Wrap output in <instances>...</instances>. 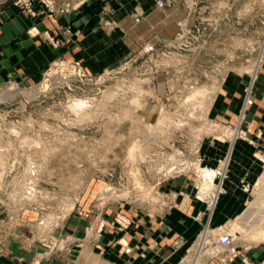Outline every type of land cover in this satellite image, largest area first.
Masks as SVG:
<instances>
[{"label": "rangeland", "instance_id": "374dc122", "mask_svg": "<svg viewBox=\"0 0 264 264\" xmlns=\"http://www.w3.org/2000/svg\"><path fill=\"white\" fill-rule=\"evenodd\" d=\"M24 1L0 0V26L10 6L29 17L37 15L35 6L42 10L39 0H26L28 6ZM184 1L191 20L174 38L159 39L151 56L134 53L103 69L109 73L99 84L77 81L68 75L71 62L58 59L37 75L22 76L13 71L21 60L10 61L0 43V253L20 259L18 248H34L29 264H41L74 247H94L104 230L131 229L137 214L159 218L173 212L191 226L202 211L204 228L185 260L209 228L214 243L206 249L216 252L201 264L213 257L220 264L237 258L264 264L258 253L246 256L264 243L253 239L264 226L256 193L264 146L252 152L259 174L242 211L221 225L208 227L205 220L209 214L210 221L228 141L236 129L239 139H250V125L240 118L245 107L257 106L251 91L254 69L261 63L258 74L264 70V0ZM157 74L163 85L155 90ZM225 80L243 84L233 123L209 114ZM217 153L218 166L203 162V155ZM208 172L215 174L212 183ZM75 217L87 223H70ZM236 221L246 227L234 239V251L220 249L217 238Z\"/></svg>", "mask_w": 264, "mask_h": 264}, {"label": "crops", "instance_id": "0c3cea01", "mask_svg": "<svg viewBox=\"0 0 264 264\" xmlns=\"http://www.w3.org/2000/svg\"><path fill=\"white\" fill-rule=\"evenodd\" d=\"M55 1L60 7L65 0ZM11 8H7L3 16L0 43L7 47L10 61L21 60L13 71L22 76L37 75L43 66L54 59L79 61L86 73L97 74L138 53L146 42L171 40L183 24L190 22L192 16L184 0H175L173 4L162 7L156 5V0H89L72 11L56 9L48 14L35 6V17ZM31 27H35L33 35L27 32ZM45 32L59 43L51 44ZM259 75L261 79L251 91L256 96L257 106L244 114L245 122L250 125L247 136L255 143L239 138L235 140L212 217L209 223V214L205 219L208 227L211 224L221 225L236 217L249 199V187L258 177L259 170H253L255 164L251 156L255 145L264 146V70ZM160 76H155V90L163 85ZM242 89L240 80L228 83L225 80L212 100L209 114L214 113L224 123L235 122L240 113ZM255 91H258L257 95ZM257 130L261 131L262 136L257 137ZM230 143L231 139L224 158L229 152ZM220 157V153L212 154L211 158L205 154L203 162L215 167ZM197 202L204 203L201 199ZM175 215L178 214L169 212L159 218L147 214L134 215L135 226L131 229L104 230L94 247H74L61 257L53 256V260L41 264H180L204 225L202 211L194 219L191 218V226ZM70 223L83 226L87 219L75 217ZM74 230L73 226H68L69 232ZM259 247V250L253 249L246 256L250 258L258 253L260 258H264V243ZM12 250L16 249L12 247ZM34 250L18 248L16 252L20 259L4 250L0 253V264H29ZM205 264L220 263L213 257ZM221 264L244 263L237 258Z\"/></svg>", "mask_w": 264, "mask_h": 264}, {"label": "bare ground", "instance_id": "6f19581e", "mask_svg": "<svg viewBox=\"0 0 264 264\" xmlns=\"http://www.w3.org/2000/svg\"><path fill=\"white\" fill-rule=\"evenodd\" d=\"M260 66H261V63L258 64L257 67L254 69L253 85H252L253 87L256 85L257 81H259L261 79V76H259V74H258V70H259ZM245 110H246V107L244 108V110L242 112L240 120H242V117H244ZM238 135H239V132H238V129H236L235 132H234L233 140L231 141L232 143H231L230 152H229V154L227 155L226 159L224 160V162L222 164L223 165V171L221 173V177L222 178H221L220 184L216 187V193H215V196H214V200L212 202V211H211V214H210V219L212 217V214H213L217 199L219 198L218 196H219V191L221 189V183H222V180L225 177V174L227 172V167H228V164H229L232 152H233L234 143H235V140L238 138ZM207 177H208V180H209L207 183H212L213 180H214L213 178L215 177V174L211 173V172H208L207 173ZM256 191H257L256 193L258 194V197H260L259 199L261 200V203H262L261 208H264V175L262 177H260L259 184H257ZM254 206L255 205L253 204L250 207L254 209V208H256L257 205L255 207ZM254 214L256 215V213L253 212L249 216V219H252ZM245 227H246V224H244L243 222H240V221H236L235 224H234V228H232L231 231H224V232L229 233L232 236V239L234 241L236 236L238 234H240L239 231L245 229ZM253 239L254 240H264V226H259V228H256V230L253 232ZM210 243L213 244L214 240H213V237H212V231L209 228H207L205 230V232L202 234V236L200 237V240L198 241V244L194 247V249L192 251V254L185 260V262L187 260H189L190 264H201L204 261V259H206V258H208L210 256H213L216 251H213V250L207 251V249H206V247H208V245ZM233 245H235V244H233Z\"/></svg>", "mask_w": 264, "mask_h": 264}, {"label": "built area", "instance_id": "2783aa9c", "mask_svg": "<svg viewBox=\"0 0 264 264\" xmlns=\"http://www.w3.org/2000/svg\"><path fill=\"white\" fill-rule=\"evenodd\" d=\"M41 3V8L43 13H48V12H54L56 9H59L60 11H69V10H74L78 8L80 5H83L89 0H75V2H71V0H65L62 6L58 7L54 0H39ZM25 2V3H24ZM24 5L28 6V1H24ZM175 0H156V5L159 7H162L164 5H170L173 4ZM34 14V13H33ZM47 39L53 44L57 45L59 41L57 39H54L51 37L47 32H45ZM157 51V43H152V42H146L141 50L138 52L139 55H152ZM70 69L71 72L68 75H71L73 78H75L77 81L82 82V83H96L99 84L102 82V77L108 74L109 72L107 70L101 71L98 76L97 75H91L85 72L83 67L81 66V63L79 61H73L70 63ZM99 81V83H98ZM264 162V158L261 160ZM218 245L220 246V249H226L230 250L231 252L234 251V241L232 239V236L229 233H222L218 238Z\"/></svg>", "mask_w": 264, "mask_h": 264}]
</instances>
